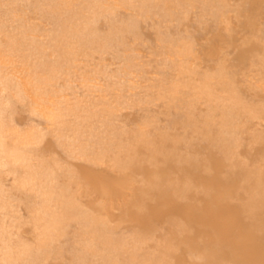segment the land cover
I'll return each mask as SVG.
<instances>
[{
    "label": "bare ground",
    "instance_id": "obj_1",
    "mask_svg": "<svg viewBox=\"0 0 264 264\" xmlns=\"http://www.w3.org/2000/svg\"><path fill=\"white\" fill-rule=\"evenodd\" d=\"M261 121L264 0H0V264H264Z\"/></svg>",
    "mask_w": 264,
    "mask_h": 264
},
{
    "label": "rangeland",
    "instance_id": "obj_2",
    "mask_svg": "<svg viewBox=\"0 0 264 264\" xmlns=\"http://www.w3.org/2000/svg\"><path fill=\"white\" fill-rule=\"evenodd\" d=\"M234 34L236 36H240V34L242 33V30L241 28L238 26L234 31ZM239 49L237 47H234V46H229L226 50H225V56L230 59V60H234L235 57L237 56V53H238ZM206 65V62H200V68L204 67ZM203 106V105H201ZM157 107V106H156ZM26 115V112H20V113H17L16 114V119L17 121L19 122L20 119L23 120L24 117ZM138 115H139V111L136 109V108H124L120 113H119V119L118 120H124L125 122H127L128 124H134L136 121H137V118H138ZM23 116V118H22ZM163 116V115H162ZM19 117V118H18ZM24 121V120H23ZM23 121H20L19 123L21 124ZM256 130L262 132V134H264V121H261V122H257L254 126H253ZM248 132H244L243 135L245 137L248 136ZM43 146H46L44 148L47 149V151L51 154H54L60 158H63L64 159V154L61 152V150L59 148H56L54 150L53 147H51L50 149H48L50 147V140L49 138L47 137L45 139V141H43ZM52 150L53 153H52ZM264 149V140H259V141H256V142H253L251 144H248L247 146H239L238 147V153H239V156L244 159L245 161L247 162H255L256 160H258L260 158V154L262 152V150ZM205 151H208V149H204ZM55 152V153H54ZM78 162H82V161H77V160H74L73 163L77 164ZM4 182L6 184H9L10 183V177H7ZM198 196L201 195L200 193L197 194ZM188 199L186 198H182L181 199V202H185L187 201ZM24 212V210H21ZM119 210L115 209V213H118ZM27 226H24L23 227V231L24 229L26 230L24 232V234L26 235V237H33V231H30V230H27L26 229ZM164 229L161 228L158 230V233L160 232H163ZM32 237L30 239H32Z\"/></svg>",
    "mask_w": 264,
    "mask_h": 264
}]
</instances>
